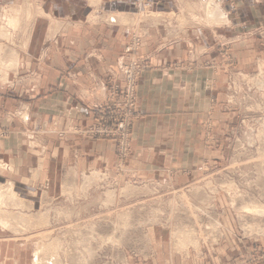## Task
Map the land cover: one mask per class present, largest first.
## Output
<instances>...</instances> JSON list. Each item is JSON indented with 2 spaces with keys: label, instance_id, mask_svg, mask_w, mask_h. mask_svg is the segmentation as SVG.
Listing matches in <instances>:
<instances>
[{
  "label": "crops",
  "instance_id": "1",
  "mask_svg": "<svg viewBox=\"0 0 264 264\" xmlns=\"http://www.w3.org/2000/svg\"><path fill=\"white\" fill-rule=\"evenodd\" d=\"M208 1L0 0V9L35 10L21 31L24 85L0 87V160L9 167L0 169V184H13L37 208L59 198L79 173L114 167L115 145L86 131L94 107L108 97V70L134 29L145 36L143 53L152 68L138 88L132 168L152 179H169L174 171L197 176L206 161L219 158L217 147H206L205 126H225L228 63L245 72L264 58V37L256 35L264 36V0H213L223 14L216 20L207 16ZM188 180L180 176L176 185ZM151 239L150 249L130 264H233L243 258L237 239L226 259L208 250L201 259L174 253L166 232ZM33 258V245L15 243L0 227V264H33Z\"/></svg>",
  "mask_w": 264,
  "mask_h": 264
},
{
  "label": "rangeland",
  "instance_id": "2",
  "mask_svg": "<svg viewBox=\"0 0 264 264\" xmlns=\"http://www.w3.org/2000/svg\"><path fill=\"white\" fill-rule=\"evenodd\" d=\"M17 8L0 9V29L7 26L5 30H10L5 18L13 17ZM27 25L26 21L19 23L18 31H13L9 39L0 31V44L16 47L19 56L23 48L21 31ZM256 35L264 37L258 31ZM140 54L144 55L143 45ZM260 54H264V47L260 48ZM144 60L151 69L145 55ZM235 66L229 62L225 72V126L219 129L212 126L215 143L209 148L217 147L220 156L206 161L200 167L199 175L174 171L169 179L146 178L132 168L131 146L129 158L119 159L117 144L112 142L117 154L112 169L83 171L75 184L72 185L73 181L68 183L75 189L72 197L63 191L59 198L33 208L36 217L39 216L37 213L41 216L47 213L45 209L49 210V226L34 231L21 229L19 232L8 228L5 229L7 234L17 244L33 245V264H38L37 247L40 248L44 239L41 234L46 232H50L49 236L46 235L49 240H62L64 250L75 247L77 259L86 262L83 264H130V259L137 258L140 251L145 253L150 249L152 233L157 232H166L171 251L183 257L201 259L208 250L207 253L214 252L213 255L217 254L215 257L219 255L226 259L227 255H232L233 240L237 239L236 245H239L243 258L233 264H264V216L248 214L246 209L264 206V58L252 71L234 70ZM16 68L9 73L6 82L0 76V87L16 89L24 85L21 68L18 74ZM94 172L100 173L102 179L93 181L88 188L85 186L86 175L92 176ZM180 176L189 177L188 183L176 185ZM155 213L158 216L153 218ZM191 213L196 217H191ZM93 233L105 238L107 244L93 240ZM90 240L95 244L93 248L97 249L95 257H90L85 250ZM71 255L63 258L62 262L74 264Z\"/></svg>",
  "mask_w": 264,
  "mask_h": 264
},
{
  "label": "bare ground",
  "instance_id": "3",
  "mask_svg": "<svg viewBox=\"0 0 264 264\" xmlns=\"http://www.w3.org/2000/svg\"><path fill=\"white\" fill-rule=\"evenodd\" d=\"M215 1V0H214ZM203 4V3H202ZM204 8L206 9L205 11L208 13L207 16H209L208 18L212 19V20H216L218 18L222 19V15L220 16L218 14L217 10V6L219 5H215L213 0H209L206 4H204ZM220 6V5H219ZM220 9V8H219ZM35 11V10H34ZM32 10V8L30 7H22V8H17L14 12V16L10 17V18H5L6 21L8 23V26L10 27L9 31L7 30V26L2 27L0 29V31L2 32V35L5 36L7 39L10 38V35L13 33V31L15 32V30L18 31V26L19 23H21L22 21H26L27 23H30L32 21L34 17V12ZM204 11V12H205ZM223 12V9L221 10ZM221 12V13H222ZM44 13V12H43ZM40 14V13H39ZM41 15V14H40ZM154 15V13L152 14ZM43 16V15H42ZM117 16V15H116ZM24 18V20H22ZM120 18V17H119ZM206 18V17H205ZM204 18V19H205ZM122 19V18H121ZM157 19V18H155ZM152 20V19H151ZM159 20V19H158ZM224 20V19H223ZM206 22L207 21L206 19ZM220 22V21H219ZM228 23V22H227ZM212 24V23H211ZM220 25V24H219ZM223 25V24H222ZM56 29V28H55ZM0 32V33H1ZM13 36V35H12ZM28 37V36H27ZM14 39V38H13ZM13 41V40H12ZM25 42V41H24ZM13 43V42H12ZM15 43V42H14ZM15 45V44H14ZM17 45V44H16ZM18 46V45H17ZM16 48V47H15ZM15 48H11L9 45L4 44L1 42L0 44V76L2 78L3 81H7V77L9 76V73L14 70L16 67V69H18V63H19V56H18V52ZM19 48V47H18ZM19 51V50H18ZM19 70V69H18ZM13 72V71H12ZM16 73L17 70H16ZM4 164V163H3ZM6 164V163H5ZM3 166L0 165V168H2ZM9 168V167H8ZM100 174V173H99ZM97 174L96 172H94L91 175H86L88 177H86V183L88 186V188L91 186L92 182L95 181H99L101 180V176ZM104 179V178H103ZM7 183V182H6ZM5 183V184H6ZM4 184V183H3ZM0 184V227L5 230L12 229L15 232H19L21 229L23 230H30V231H34V230H38L41 228H45L47 227V225L49 226L50 224V216H49V210L45 209L47 213H44L43 215L40 216L39 213H37L39 216L36 217L33 207L30 205H28V202L26 203L24 201V199L17 194V192L14 189L13 184L11 183H7V185L5 186ZM211 186V185H210ZM87 187H85L84 189H86ZM64 193L68 194V195H72L74 193H72L75 189L72 188V186H70L69 184H67L66 186H64ZM79 190V189H78ZM86 191V190H84ZM70 192V193H69ZM217 192V191H216ZM226 192V191H225ZM217 194V193H216ZM110 195V193H109ZM108 195V196H109ZM113 195V194H111ZM72 197V196H71ZM111 199L113 196H110ZM114 200V199H113ZM108 202V201H106ZM111 202V201H110ZM207 205V204H206ZM253 205V204H251ZM34 206V205H33ZM235 207V205H233ZM41 207V206H40ZM196 209V208H195ZM248 214H255V216H264V206H256L255 208L251 207H246ZM43 210V209H42ZM241 210V209H240ZM44 211V210H43ZM198 211V208H197ZM238 211V209H237ZM200 212V211H199ZM239 212V211H238ZM158 213V212H157ZM157 213H155L154 216H158ZM159 213L162 215V213L159 211ZM193 213L189 214L190 216ZM197 214V213H196ZM203 215V214H202ZM194 217V215H192ZM191 216V217H192ZM196 217V216H195ZM194 217V218H195ZM60 218V217H59ZM176 218V217H175ZM197 219V218H196ZM94 220V219H93ZM115 220V219H114ZM124 220V219H123ZM194 220V219H193ZM122 221V220H121ZM195 221V220H194ZM193 221V222H194ZM153 222V221H152ZM157 222V220H156ZM217 222V221H216ZM52 223V222H51ZM151 223V222H150ZM200 223V222H198ZM217 225H219V223H216ZM212 227V225H210ZM74 228V227H73ZM198 228V227H197ZM220 228V227H217ZM5 230V231H6ZM75 230V229H74ZM83 230V229H82ZM42 231V230H41ZM205 231V230H204ZM209 231V230H208ZM212 231V230H211ZM36 232V231H35ZM68 232V231H67ZM196 232V231H195ZM37 233V232H36ZM50 233V232H49ZM49 233L46 232V234H41L42 236V241H41V245L40 248L37 247V258L39 255V260H38V264H64L63 258H69L67 257V255L69 256V254L72 253L71 257L72 260L74 261V264H83V262H85L83 259L79 258L77 259L78 254H76V250L75 247H68L67 250H64V244L62 243V240H58V239H48L47 237L49 236ZM205 233V232H204ZM215 233V232H213ZM48 234V236H46ZM66 234V233H65ZM77 235V233H76ZM91 235V234H90ZM94 235V233H93ZM92 235V239L97 241H102V245H104V242L107 244V241H105V238H103L102 236L96 234L93 236ZM174 235V234H173ZM196 235V234H195ZM54 236V235H53ZM82 236V235H81ZM85 236V235H84ZM175 237L179 238V235H174ZM20 237V236H19ZM79 237V236H78ZM77 237V238H78ZM97 237V238H96ZM47 238V239H46ZM51 238V236H50ZM80 238V237H79ZM78 238V239H79ZM112 238V237H111ZM85 239V238H84ZM46 240V241H45ZM88 240V238H87ZM93 240L88 241V243L86 244L84 241V243L86 244L85 246V250L86 252H88V254H90V257H95V251L97 252V249L93 248L95 244L93 243ZM83 242H81V244H83ZM67 243V242H66ZM186 243V242H183ZM215 243V242H214ZM40 244V242H39ZM110 244V243H109ZM203 244V243H201ZM92 245V247H91ZM83 246V245H82ZM201 246V245H200ZM81 247V245H80ZM199 247V246H198ZM81 250V249H80ZM198 250V249H197ZM201 251V249H200ZM84 253V252H82ZM80 254V253H79ZM85 254V253H84ZM83 254V255H84ZM188 254V253H187ZM190 254V253H189ZM63 256V257H62ZM83 257V256H81ZM87 257V256H85ZM61 260H60V259ZM86 259V258H85ZM67 260V259H66ZM82 260V262H81ZM87 261V259H86ZM86 263V262H85ZM88 263V262H87ZM66 264V263H65Z\"/></svg>",
  "mask_w": 264,
  "mask_h": 264
},
{
  "label": "built area",
  "instance_id": "4",
  "mask_svg": "<svg viewBox=\"0 0 264 264\" xmlns=\"http://www.w3.org/2000/svg\"><path fill=\"white\" fill-rule=\"evenodd\" d=\"M144 37L142 31L134 29L124 54L109 68L108 77L111 85L108 97L104 103L94 107L95 116L86 133L90 137L98 136L115 142L119 159L129 158L131 129L138 118V87L143 74L150 69L145 63L144 55L140 54ZM212 126L211 121L205 126L208 148L210 144L215 143ZM2 166L8 169L6 164ZM102 176L105 177V174Z\"/></svg>",
  "mask_w": 264,
  "mask_h": 264
}]
</instances>
